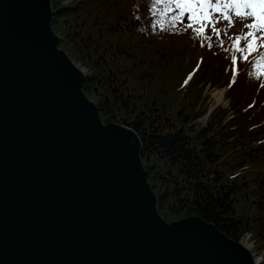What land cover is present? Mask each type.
<instances>
[{
  "label": "water",
  "instance_id": "water-1",
  "mask_svg": "<svg viewBox=\"0 0 264 264\" xmlns=\"http://www.w3.org/2000/svg\"><path fill=\"white\" fill-rule=\"evenodd\" d=\"M49 0H0V264H256L191 216L167 224L137 135L102 125Z\"/></svg>",
  "mask_w": 264,
  "mask_h": 264
},
{
  "label": "trees",
  "instance_id": "trees-1",
  "mask_svg": "<svg viewBox=\"0 0 264 264\" xmlns=\"http://www.w3.org/2000/svg\"><path fill=\"white\" fill-rule=\"evenodd\" d=\"M152 2L77 0L73 6L55 10L51 27L60 28L57 30L62 34L57 47L67 50L76 62L90 71L84 77L82 89L96 99L98 115L104 124H120L139 138L142 150L139 157L144 169L149 171L148 182L163 220L173 222L196 216L236 242L251 232L248 217L255 219L254 214L252 216V209H255L259 211L257 218L261 225L258 226L263 231V237H257L262 239L264 87L261 85L264 77L250 76L252 57L244 61L236 54L238 73L235 83L229 86L233 74L234 38L223 31L216 36L209 27L206 35L212 37L213 46L209 48L205 41L202 47L201 38L187 27V14L173 27L171 17L176 10L157 15L163 5L152 9ZM188 36L193 37L196 51L214 60L205 62L200 55L191 68L187 64V67L177 66L178 76L172 78L171 84L178 80L175 91L180 93L179 103L186 98L184 94L189 89L202 82L218 84L220 80L215 81L212 76L215 73L219 76L220 69L228 90L241 89L246 107L253 109L256 118L239 114L236 130L226 133L220 122L226 115L224 111L223 118L211 114L205 126L197 128L191 123L205 115L198 105H194L198 110L192 113L183 106L175 115L164 105L161 110L152 107L137 110L132 92L126 88L127 80L149 82L156 76L161 62L165 63L162 60L166 59V54L159 45L173 38L188 40ZM244 44L242 42L241 46ZM121 74L123 82L119 83L117 78ZM190 75L191 79L185 83ZM197 103L198 100L194 102ZM182 111L186 113L183 115ZM230 152L235 155L226 163L228 158H224V154L230 157ZM254 168L260 174L253 172ZM153 181L158 182L157 187Z\"/></svg>",
  "mask_w": 264,
  "mask_h": 264
},
{
  "label": "rangeland",
  "instance_id": "rangeland-1",
  "mask_svg": "<svg viewBox=\"0 0 264 264\" xmlns=\"http://www.w3.org/2000/svg\"><path fill=\"white\" fill-rule=\"evenodd\" d=\"M76 1L77 0H49L52 14H53V11L58 10L60 8L73 6V4ZM249 23H252V18H250V17L240 18V17L233 15L232 26H229L227 21H222V20H220L214 26H216L218 29H221L225 35L235 38V36L241 35V34L246 33L248 31V29L245 26ZM51 29L57 38H60V39L62 38L61 32L57 30L60 28L54 29L51 27ZM257 35H260V33H257ZM192 36H188V40L173 38V39L166 40L165 43H161L159 45V48H162L163 54H166V59L162 60V61H165V63L161 62V65L156 72V76L154 78H152L151 80H149V82L143 81V83H137L135 81H132V79L130 78L129 80H127L126 88L129 87L130 93L132 92L133 101L137 105L136 106L137 110H141L143 108L146 109V107L159 108V110H161L160 108L162 105L167 107V109L170 111V113L174 114V115L183 106H186L185 110L187 112H190V113L194 112L195 109L198 110V108L200 109V111L203 110L205 115L199 119H196V120H195V118H193V120H195V121H193L191 123V125L193 127L196 126L197 128L205 126V124L209 120V117L211 116V114H213L217 117L223 118V111H224L226 113V115L224 116V118L222 120H220V122H222V124H223V126H221V127H223L224 132L227 131V132L231 133V131L236 130V129H234V126L236 125V120L238 119L237 115L238 116H239V114L241 116L247 115L249 117L253 116L254 118H256V115L253 113V109L251 107H249V108L246 107L247 102L246 101L244 102V96H243L245 94L243 93V91L241 89L228 90L229 87L227 88V86L223 82L224 79L221 75L222 72L219 68H218L219 70L217 72L219 73L220 77L218 76L217 73H215V75L212 76V78H214L215 81L220 80V81H218L219 82L218 84H213L210 81H208V82L205 81V82H202V85L201 84L196 85L195 86L196 88L189 89L184 94V96H186V98L182 99L181 103H179V101L181 99L180 93L177 94L175 91V89H176L175 86L177 85L178 80L171 84L172 80L176 79V77L178 76V70L176 71V68H177V66H179V64H184V67H187V66H185V64H187L189 66V68H191L194 65L196 59L200 55L205 58V62H207V61L210 62V60H214L212 58V56L203 55L202 53H200L194 49V46H193L194 44L192 42L193 41ZM242 42L245 43V41H241V43ZM57 49L68 54L67 50L61 49L59 47H57ZM258 51H264V49H258ZM68 55L70 58V62H72L74 64V66L81 69L84 77L90 73V71L86 67L81 65L79 62H76L71 57L72 56L71 53H69ZM114 73H115V71H114ZM122 73H123V71H122ZM237 73H238V71H237ZM100 74H101V72H99V76H100ZM183 75L184 74H182V76ZM120 76L121 77L117 78L119 83L123 82V78H122L123 74H121ZM156 77H158L157 80H155ZM179 81H180V79H179ZM82 93L87 96L89 102L95 103V107L97 108V104H96L97 101L93 97V95H91L90 93L88 94V93L84 92L83 89H82ZM216 93L221 94L222 99L220 101H217L215 99L214 94H216ZM196 100H198V103L194 104V102ZM194 105L195 106L198 105V108L194 109ZM184 113H186V112L182 111L183 115H184ZM98 118H99V120L103 126L106 125V124H104L102 119H100L99 115H98ZM111 124H113V123H111ZM115 125L122 126L120 124H115ZM187 128H188V126L186 125V129ZM229 128H231V129L229 130ZM237 132L238 131H236V134H237ZM139 142H140V140H139ZM140 146H141V142H140ZM230 154H231L230 157H226L227 155L224 154V158H228L225 161L226 163L229 162L231 160V158H233V156L235 155L231 152H230ZM140 161L142 164L141 158H140ZM142 167L144 169V165H142ZM144 170H146V169H144ZM253 172L259 173L255 168L253 169ZM153 182L156 184V187H157L158 182L157 181L156 182L153 181ZM147 183L150 186L149 182H147ZM150 188H151V186H150ZM151 190H152V188H151ZM153 193H154V191H153ZM154 195H155V193H154ZM155 197H156V195H155ZM253 214L255 216V219L254 218L250 219V217H248V220H249L248 228L251 229V232L244 234L240 238V240L236 241V242H238L240 245H242L241 241L245 240L246 245H247V249L252 252L255 263L256 264H264V238L259 239L257 237L259 235H260V237H263V235H261V233H263V231H261L260 227L258 226V224L261 225L260 221H258V218H257V216H259V211L252 209V216H253ZM160 218L163 219L161 216H160ZM177 221H179V220H176L173 222H177ZM166 223L170 224L172 222H166Z\"/></svg>",
  "mask_w": 264,
  "mask_h": 264
},
{
  "label": "snow or ice",
  "instance_id": "snow-or-ice-1",
  "mask_svg": "<svg viewBox=\"0 0 264 264\" xmlns=\"http://www.w3.org/2000/svg\"><path fill=\"white\" fill-rule=\"evenodd\" d=\"M158 5H163L157 15H165L175 9V15L171 17L173 27L175 22L182 20L187 14L189 21L187 27L192 28L196 36L202 40L201 46L207 41V46L211 48L212 37L206 35V30L211 27L214 35L219 36L221 29L214 27L220 20L228 22L229 26L233 24V15L240 18H252V23L245 27L248 29L246 33L235 36L232 42L231 57L232 80L229 86L235 83L237 70V55L239 58L248 61L251 59L252 70L250 76L256 78L264 77V0H153L152 9ZM197 25V27H194ZM260 33V35H257ZM241 41H245L244 46H241ZM221 41V46H222ZM255 54V55H253ZM191 79V75L185 80V83ZM264 87V84L261 85Z\"/></svg>",
  "mask_w": 264,
  "mask_h": 264
},
{
  "label": "bare ground",
  "instance_id": "bare-ground-1",
  "mask_svg": "<svg viewBox=\"0 0 264 264\" xmlns=\"http://www.w3.org/2000/svg\"><path fill=\"white\" fill-rule=\"evenodd\" d=\"M214 96H215V99H216L217 101H220V100L222 99V96H221V94H219V93L214 94ZM140 148H141V146H140ZM139 154H140V153H139ZM241 244L243 245V247L247 248V245H246V241H245V240H242V241H241Z\"/></svg>",
  "mask_w": 264,
  "mask_h": 264
}]
</instances>
